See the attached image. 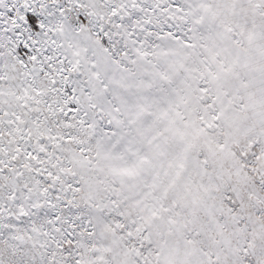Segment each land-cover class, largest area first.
<instances>
[{"label":"snow or ice","instance_id":"snow-or-ice-1","mask_svg":"<svg viewBox=\"0 0 264 264\" xmlns=\"http://www.w3.org/2000/svg\"><path fill=\"white\" fill-rule=\"evenodd\" d=\"M0 264H264V0H0Z\"/></svg>","mask_w":264,"mask_h":264}]
</instances>
